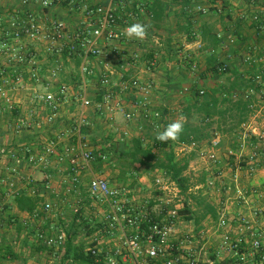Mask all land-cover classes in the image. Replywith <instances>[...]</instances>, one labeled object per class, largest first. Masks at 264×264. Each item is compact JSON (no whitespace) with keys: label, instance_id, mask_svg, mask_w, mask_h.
<instances>
[{"label":"crops","instance_id":"obj_1","mask_svg":"<svg viewBox=\"0 0 264 264\" xmlns=\"http://www.w3.org/2000/svg\"><path fill=\"white\" fill-rule=\"evenodd\" d=\"M82 1L92 6H113L119 17L118 25L115 28L118 37L103 48L100 57L88 58L89 66L93 68L95 76L85 78L87 95L92 106L85 111L87 126L82 129L83 140L93 142L94 139H97L101 142L100 137L89 136L92 133L88 128L92 125L104 126V129L110 132H118V137L124 141H126L128 133H134L133 130L138 129L136 126L134 129L128 126L138 123L142 117L126 121L122 115L113 110V106L116 104L123 106L125 111L136 114L142 113L143 105H145L148 110L159 114V118L152 124L146 122L153 130H163L169 122L164 119V115L167 117L173 115L171 103L174 102L171 100V93L174 91L177 93L187 92L192 82L183 73L182 68H179L182 66V61L185 60L184 63L192 61L188 59L189 55L193 60L196 57V61H198L197 64L200 67L198 82L205 88V95L211 89L219 88L218 86L222 83L218 78L222 75L215 74L211 70L218 63L228 67L231 71L229 74V76L232 75L231 78H236L247 86L249 83L256 85V88L246 86L247 88L243 91V97L250 102L251 113L247 121L240 125V128L234 133L233 131L221 133L219 130L214 132L211 141L218 142L216 147L218 162L210 163L201 159L202 163L208 164L201 168H204L205 177H210L214 185L223 191L219 195L222 197H220V207L210 205L215 209L216 215L218 211L223 210L228 221L227 230L231 238L240 237L246 243L242 248L243 253L248 255L245 264H264V261H261L262 254L249 255L251 236L264 234V147L259 145L262 163L259 164L255 174L248 176L243 168L237 172L239 164L244 166L251 153L249 146L245 145L241 148L242 133L247 129H253L257 134H264V0H191L188 9L187 6H184V0H156L161 2V7H157L156 2H152L153 0L144 4L140 0H134L131 1V5H126L124 8L118 3H111L110 0ZM198 6L205 7L207 12L205 14L197 13L195 8ZM158 9H161L162 17L158 23H155L151 16ZM25 11L33 13L40 24L46 28L53 22H63L70 36L64 42L65 44L73 42L74 34L84 21L83 14L79 11H71L67 4L53 5L49 9H42L37 1L23 4L21 0H0V34H4V28L12 15L15 13L21 15ZM131 16L136 21L130 20ZM141 20L143 21L141 22ZM137 22L148 25V31L152 33L151 36L157 44L156 47L148 51L147 61L142 63L137 60V55L128 59L129 56L124 57L122 53L132 44L141 47L140 41L134 43L123 34L127 26ZM186 23H190L189 29L193 33V37L185 31ZM163 24L164 27L160 30L164 29L165 33L161 39L158 26H163ZM1 36L3 35L1 34ZM1 38L4 39V37ZM160 41H165V43L160 44ZM230 41L233 42L229 44ZM18 43L14 42L13 45ZM28 45L33 46L32 44ZM199 46L201 48H198ZM37 47L34 49L43 48L44 50V46L41 44ZM112 50L116 52L113 53ZM209 53L213 54V63L207 61L210 57ZM158 54L161 56L157 57ZM53 55L59 57H51L52 53L47 57L48 67L47 65L44 67L48 70L45 72L41 70V74H37L42 78V81L38 87L40 90L34 89V93H43L47 90L55 92L60 86H66L61 83L62 81L70 83L71 80H77L79 83L77 86L70 85L68 87L73 90L79 88L82 80L79 72L81 59L78 56L68 57L66 52ZM246 57L250 59L248 62H245ZM12 61V59L9 60L10 63ZM24 65L29 67L22 64V66ZM73 65L74 67L78 66V72L75 75L72 73L74 72L71 68ZM5 70H1V77L3 73H6L9 79L17 81L16 70L9 72ZM61 72L63 75L60 74ZM103 76L109 81V86L106 88L99 84V80ZM58 77L62 80H58ZM224 77L226 79L227 76ZM133 79L139 82L146 93L121 91V81L128 82ZM211 80H213L212 83ZM91 92H93L92 97L89 96ZM184 109L179 111L180 116ZM77 114V104L71 101L70 96L61 105L52 122L47 120L48 111L35 102L30 107L6 105L4 102H0V151L2 149L13 150L19 155L25 156L23 153L30 149L35 155H43V149L49 145L57 133L69 132ZM213 120L217 123L218 119L214 118ZM231 124L233 123L228 122L225 129L228 131L232 129ZM15 125L17 128L21 127L22 131L12 133L10 127ZM110 137L114 136L110 135ZM252 142H257V139H252ZM210 143L204 141L191 147L174 146L173 151L178 156L175 149L180 147L181 151L193 150L198 156L201 152L211 149ZM70 144L75 145V140L70 137L63 139L56 145L55 155L49 159V164L36 169L25 162L26 160L16 166L6 154H0V182L3 181L0 183V264L67 263L63 260L65 249L63 251L49 249L37 236L39 233L49 235L54 231L64 230L59 222L57 228H52L55 225L46 223L39 205L52 201L64 204L62 207L65 208L67 207L65 204L67 193L71 195L69 200L74 198L79 201L77 195L79 196L84 188L79 183L76 192L69 191L71 186L67 173L68 162L63 154L65 146ZM92 146L90 148L93 150L98 149V147ZM120 150L117 157L123 156L125 159H131L128 148L121 145ZM239 150L241 151L240 159L227 156L228 152L238 154ZM112 154L114 153H109V155ZM104 155L107 157L108 151H105ZM117 170L121 171L123 167L118 165ZM59 174L62 175L61 178L58 176L59 183L52 184L51 176ZM44 176L49 177L48 183L43 181ZM87 176L90 177L88 182L94 177L105 178L95 174L90 164L80 174L79 181ZM126 186L128 185L122 184L120 188ZM19 195L40 199L38 207L32 214L17 209L15 197ZM78 201L76 204H80ZM54 215L53 217H56V214ZM239 217H244L249 222L248 228L239 224ZM200 219L203 218L200 217ZM203 220L214 231L216 230L218 215L216 220H213L209 215L205 216ZM76 243H81L78 237L74 241V244ZM262 246L264 248V237ZM226 256H228V261L237 262V258L233 257L232 253H227Z\"/></svg>","mask_w":264,"mask_h":264},{"label":"built area","instance_id":"obj_2","mask_svg":"<svg viewBox=\"0 0 264 264\" xmlns=\"http://www.w3.org/2000/svg\"><path fill=\"white\" fill-rule=\"evenodd\" d=\"M37 1L42 9H49L53 5L67 4L69 9L74 12H81L84 16L79 29L74 34L73 42L64 43L69 39V33L66 25L61 21L51 23L46 28L43 27L36 16L28 11L23 14L15 13L4 28V47L11 46L7 44L9 41L26 42V45H43L47 53L61 54L66 52L68 57L78 56L81 59L79 72L82 77L81 84L78 89L73 90L68 86H60L57 91H44L43 93H34L33 101L37 105L44 107L49 116L48 122H52L57 116L61 105L70 96L73 102L77 104L78 114L69 129V132H59L55 138L43 149V155H35L30 149H27L23 155H19L16 151H6L2 149L0 154H6L16 166L21 165L23 160H26L33 168L47 166L49 159L55 155V147L65 138L74 139L76 144L65 146L64 154L68 162V179L71 186L69 191L76 192L79 184V176L85 171L89 164L98 159L105 160L104 153H94L88 148V145L82 139V129L87 126L85 111L92 106L91 100L87 95L86 77H94L95 73L92 67L89 66L88 58H98L102 55L103 48L118 37L116 26L119 22V17L116 9L113 6L102 5H87L82 0H21L23 4ZM143 4L149 3L152 0H140ZM111 3H118L122 8L126 5L127 0H110ZM195 11L199 14H205V7H196ZM256 19V17H254ZM10 39V40H9ZM9 40V41H8ZM233 41H230L232 43ZM198 48H201L200 46ZM10 52L8 47L5 48ZM12 50V49H11ZM112 52H116L112 50ZM14 55H11V57ZM188 59L191 70H195L197 65L193 62L189 55ZM15 60V59H12ZM21 62V59H19ZM249 57L245 58L248 62ZM226 65H219L217 72L221 73L226 70ZM31 77L38 81V77L32 74ZM19 80V77L16 79ZM99 84L106 88L109 86L108 79L103 76L99 80ZM121 91H137L146 93L145 89L140 86L135 79L131 81H121ZM203 92L200 91V95ZM4 96L3 90L0 87V99ZM143 112L136 114L135 112H127L120 104L113 106V110L126 120L133 121L142 117L148 123H151L159 118L157 112H153L145 108ZM158 114V115H157ZM257 139V142H252V139ZM211 149L203 151L199 154L200 158L210 162L217 163L218 156L216 147L217 141H211ZM249 146L251 153L244 166L237 168V172L243 168L248 176H252L258 171L259 164L262 163L261 151L264 147V134H257L253 129L245 130L241 135V148ZM229 153V154H228ZM228 157L236 159L241 158V151L238 154L228 152ZM25 158V159H24ZM237 177V174H235ZM48 176H44L43 181L48 183ZM0 183H3L1 181ZM154 187L157 191L156 198L152 202L163 203V213L154 215L144 211H136L130 204L132 200L127 199V190L125 187L120 189L111 188L105 179L94 177L86 185V194L95 205L100 206L98 215L92 221L93 226L99 225V229L95 231L93 239L85 248L92 259V264H213L207 260L203 262L202 257L207 256L208 252H204L205 247L193 246V241L204 240L203 231L199 232L198 237H193L192 231L184 233L178 231L180 227L179 216L172 207H167L170 199L180 197L175 185L167 183L162 179H155ZM209 184H211L209 182ZM80 202V201H78ZM81 203V202H80ZM56 203L45 202L42 204L41 213L43 215L50 214ZM74 214L78 212L73 209ZM262 214V213H261ZM218 220L215 232H219V252L226 251L232 253L233 257L237 258V264H245L248 255L243 253V245L246 244L240 237L231 238L227 230V219L223 210L218 211ZM238 222L242 227H249V222L244 217H239ZM52 228H57L55 225ZM57 230V229H56ZM59 230V229H58ZM55 232V233H54ZM53 234H41L37 236L42 240L45 247L55 251H63L66 241L65 230L54 231ZM263 233L251 236L249 252L250 256L256 254L261 255V261H264V248L262 246Z\"/></svg>","mask_w":264,"mask_h":264},{"label":"rangeland","instance_id":"obj_3","mask_svg":"<svg viewBox=\"0 0 264 264\" xmlns=\"http://www.w3.org/2000/svg\"><path fill=\"white\" fill-rule=\"evenodd\" d=\"M131 1L133 2L134 0L127 1L126 5L128 6L131 3ZM129 19L135 20L132 16ZM142 21L143 20H141V22ZM158 27H159L158 30L160 32V38L162 39V37H164L163 34L165 33V30L164 29L160 30V28L164 27V24L163 26H158ZM1 34H0V72L1 70H5V69L8 72L12 70H16L17 72H19L18 74L16 72V75L17 77H19V80L14 81L11 78L9 79L6 73H3L2 77L0 76V87L2 88L4 93V96L1 97L0 102H4L6 105L9 104L20 105V107L21 105L23 106L25 105L30 107V105L31 106L32 104L34 105L33 102L34 89L36 91L40 90V88L38 87L40 82L42 81V78L38 75L41 74V70H43L44 72L48 70V68L46 69V67L44 66L47 65L46 61L50 53L45 52L43 48H39L38 50H36L34 48H38L37 45L29 46L26 45V42H20V43L17 42L18 44L13 45L14 41L7 42V44L11 43L10 44L11 46H6L10 50V52H7L5 49L6 47L3 46L4 43L2 42L3 39L1 38L3 36H1ZM151 35L152 33L148 31L147 37L143 41L135 40V39H133L134 41L131 40L134 43L136 41H140L139 45L141 47L133 46L132 43H129L132 45H130V48H128L126 51L124 50L125 52H122L123 56L124 57L129 56L128 59H130V57L137 55L138 56L137 60H139L141 63L143 61H147L146 55L148 54V51H150V49H152L153 47L157 46V44L154 42V38ZM165 41H160L159 43L163 44L165 43ZM178 54L180 53L178 52ZM11 55L14 56L11 57ZM159 56H161V54L157 55V57ZM51 57L58 58L59 56H54L52 54ZM8 59L9 60L15 59V60H13L10 63ZM19 59H21V62ZM180 60L182 59L180 58ZM184 62L183 61L181 62L182 66L179 68H182L183 73L192 82L190 83L187 92L183 91L181 93H177L174 91L173 93H171V100L174 102L171 103V107L173 108L172 110L173 115H169V117H167L162 113V115H164V119L165 120L167 119L169 121L168 123L174 121L180 116L181 113L179 111H182V109L186 107L185 105H187L188 101L190 100L191 96L195 91H198L199 94L200 91H202L203 92L202 95H205V91H204L205 88L201 83L198 82L199 80L198 77L200 75V67L197 64L198 61H196V57L193 60V62H195L197 65V68L195 70H191L190 64L187 61L186 63ZM22 64H26L29 67H26L25 65L22 66ZM177 64L179 63L177 62ZM71 68L74 71L72 72L73 75L77 74L78 66L74 67L73 65L71 66ZM7 74L10 75V73ZM31 74H35V75L38 74L37 75L38 81H35L31 77ZM60 74L63 75L62 72ZM218 78L220 82H224L225 80L224 76L222 77L219 76ZM58 80L61 81L62 79L61 78L59 79L58 77ZM212 81L213 80H211V83ZM61 83L65 84L66 86H70V85L77 86V84H79L77 80L74 81L71 80L70 83H65L62 81ZM89 96L92 97L93 92L89 93ZM139 120L140 121L138 123L132 125L133 127L131 125L128 126L131 129H134V126H136L138 129H134L133 130L134 133H128L126 137V141L118 137L117 135L118 132H110L109 130L104 129V126L97 127V125H92L90 126V128H88L90 133H92L89 136L94 138L100 137L101 142L97 139H94L93 142L89 140H84V141L88 145V148L94 153H99V151L105 153V151H108V155L105 160L98 159L90 163L94 173L98 174L99 176L105 177L104 179L108 182V185L111 188L120 189L122 184L128 185L125 187L127 190V199L132 200L130 204L134 207V209H136V211H144L146 213L148 212L154 215H158L159 213L164 212L163 211L164 204L160 202L157 203L152 202V199L156 198L157 196V191L156 188L154 187L153 182L155 179L158 178L164 180L167 183H171V181L167 179L162 174L161 171L157 169H152L151 167H147V166H140V165H136L132 167L124 166L123 170L121 171L117 170L118 165L116 163V157L119 151H121L120 150L121 145L123 147L128 148V150L130 151V148L132 147L133 141L135 139L142 138L144 140L145 145H149L152 143V138L155 137L157 134V130H153L146 122V120L144 121L143 118H140ZM10 131L12 133H17L19 131H22V128L21 127L17 128V126L15 125L10 127ZM110 135H113L114 137H110ZM92 144L93 145L95 144V146L98 147L99 150L98 149L93 150V148H90ZM109 148L112 149L111 151H113L114 154L109 155ZM175 150L176 153L178 154L177 156L178 159L187 157V154L191 151L187 149L181 151L180 147L176 148ZM154 153L158 157H161L160 151L154 150ZM203 165L208 166L207 163L205 164L202 163L200 156L199 155L197 156V154L195 153V156L189 161L188 167L184 172V175L189 180V186H190L188 193L190 194L189 197L191 198L190 200H188V204L190 206L192 213H194V218H196L198 222L196 223L194 220H190V221L186 220L188 218V215H178V212L183 209V204L185 201V198L182 196H180L177 199L167 198V200L169 201L167 207H172L179 216L180 227H178L177 229L178 231H181L183 233L185 231H192L193 237H198L199 232L203 231L205 237L204 240L193 241V246L200 247L203 245L205 247L204 252L209 253L207 254V256L202 257L203 262L209 260L213 263L214 262L223 263L225 261H228L227 258L228 256H226L227 254L226 251L217 253L219 251L217 249L219 245V239H218L219 232H215L214 229L209 227V225L206 224L203 219H200V217L204 214L205 205L213 204V205H217V207H220V203H221L220 199L222 197L219 195L223 193V191L219 189V187L214 185V182L210 177L209 178L205 177L204 168H201V167H205ZM58 176L61 178L62 175L59 174V175L51 176L52 184L57 182L59 183L60 179ZM89 178L90 177L87 176L79 181L80 185L84 186L79 196L77 195V198L81 203L76 204L78 200L76 201L74 198H71L69 200V197H71V195L67 193V196H65L66 198L65 204H67V207L64 208L62 207L64 206V204L56 203L54 210L50 214L44 215V220L46 223H48L49 225L52 224L58 226L59 224L57 223L59 222L62 229L64 230L67 229V227H69L70 221L75 215L73 212L74 208H76L77 210L81 209L82 216L84 218L91 219L92 221L95 219V217L98 215L97 214L99 212L98 208L100 206L95 205L93 201L91 202V200H89L86 194V184L88 183ZM65 180L67 181V179ZM209 182L211 184H209ZM51 202L52 201H50V203ZM39 208L42 209V205H39ZM54 214H56V217H53ZM95 231L93 232V234L87 237L85 236V231L78 230L77 237L79 242H83L87 247L89 245V242L93 239L94 234H96ZM211 257H213L215 261L212 260ZM228 264H237V262L228 261Z\"/></svg>","mask_w":264,"mask_h":264},{"label":"trees","instance_id":"obj_4","mask_svg":"<svg viewBox=\"0 0 264 264\" xmlns=\"http://www.w3.org/2000/svg\"><path fill=\"white\" fill-rule=\"evenodd\" d=\"M156 2L157 7H161V2ZM191 3V0H184V6ZM161 9L152 14V21L155 23L160 21ZM190 23H186V32L189 36L193 37V33L190 31ZM191 41V40H190ZM208 63H213V54L209 53ZM223 65L221 63L216 64L211 70L218 75L227 76L224 82L218 87L211 89L206 95H200L198 91H195L191 96L186 108L184 109L182 116L185 118L184 131L177 141H169L167 143H161L156 139V136L152 138V143L145 145L142 138H137L133 141V145L130 148L129 153L131 159H125L123 156L116 157V163L122 167L124 166H147L152 169H157L169 179L177 188L178 194L185 198L183 209L178 212V215H188L186 220H194L196 223L198 220L194 218L190 206L188 204L189 197V180L184 175L188 167L189 161L195 156L193 150H191L187 157L178 159L174 153V146H196L201 142L210 143L211 137L216 130L221 133H234L240 125L244 124L251 110L249 108L250 102L243 97V91L249 86V88H256V85H244V82H239L236 78L229 76L230 70L228 67L224 72L218 73L217 67ZM247 86V87H246ZM217 118V123L213 119ZM231 122V128L229 131L225 129L227 123ZM216 127V129H215ZM111 146V145H110ZM112 148V147H111ZM109 148V153H114ZM154 150L161 152V157H158ZM80 190V188H79ZM193 198V197H192ZM40 199L34 197H28L26 195H19L15 197V203L17 209L21 212L32 214L36 208ZM209 215L213 220H216L217 215L215 209L211 205L204 206V214L201 218ZM99 225L93 226L92 220L84 218L82 216L81 209L74 215L70 221L69 227L65 229L66 241L64 243V255L63 260L66 264H92V257L86 253L85 244L83 242L74 244L77 237V231H85V236L89 237L93 232L99 229ZM214 260L213 257H211ZM215 261V260H214ZM213 264H228V261L223 263Z\"/></svg>","mask_w":264,"mask_h":264},{"label":"clouds","instance_id":"obj_5","mask_svg":"<svg viewBox=\"0 0 264 264\" xmlns=\"http://www.w3.org/2000/svg\"><path fill=\"white\" fill-rule=\"evenodd\" d=\"M148 25L133 23L124 29V35L129 40L143 41L147 37ZM158 115V114H157ZM184 131V117L179 116L174 121L168 123L163 130L157 131L156 139L161 143L177 141Z\"/></svg>","mask_w":264,"mask_h":264}]
</instances>
